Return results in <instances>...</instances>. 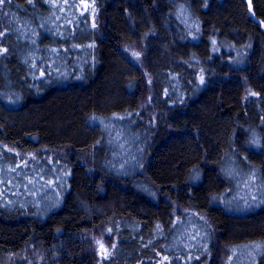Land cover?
I'll list each match as a JSON object with an SVG mask.
<instances>
[{
  "label": "trees",
  "instance_id": "obj_1",
  "mask_svg": "<svg viewBox=\"0 0 264 264\" xmlns=\"http://www.w3.org/2000/svg\"><path fill=\"white\" fill-rule=\"evenodd\" d=\"M0 142V264H264V0H5Z\"/></svg>",
  "mask_w": 264,
  "mask_h": 264
},
{
  "label": "rangeland",
  "instance_id": "obj_2",
  "mask_svg": "<svg viewBox=\"0 0 264 264\" xmlns=\"http://www.w3.org/2000/svg\"><path fill=\"white\" fill-rule=\"evenodd\" d=\"M80 9L85 13H89L92 18V22L95 21V9L93 5L88 3L87 1L80 2ZM124 52L127 57L134 62L135 64L141 66V52L138 49V45L135 43H125L124 44ZM149 97L143 104L149 103ZM151 99V98H150ZM0 148L4 151L10 152L15 155L17 162L19 163H27L34 159H37L38 152H51L48 149L42 150H22L17 146L9 143L0 142ZM65 151V150H62ZM53 154L64 153L61 150L52 151ZM51 154V153H50ZM25 182V181H24ZM117 237L111 231L110 225L108 222H104L93 227L90 230L84 231L81 233V240L85 246V252L97 263L102 264L105 260L110 259L113 254V250L115 247ZM55 249L50 250H42L36 247H28L24 250L20 256L16 259H21L26 261V263H30L34 260H41L49 256V253L53 255Z\"/></svg>",
  "mask_w": 264,
  "mask_h": 264
},
{
  "label": "snow or ice",
  "instance_id": "obj_3",
  "mask_svg": "<svg viewBox=\"0 0 264 264\" xmlns=\"http://www.w3.org/2000/svg\"><path fill=\"white\" fill-rule=\"evenodd\" d=\"M5 2V0H0V4H3Z\"/></svg>",
  "mask_w": 264,
  "mask_h": 264
},
{
  "label": "bare ground",
  "instance_id": "obj_4",
  "mask_svg": "<svg viewBox=\"0 0 264 264\" xmlns=\"http://www.w3.org/2000/svg\"><path fill=\"white\" fill-rule=\"evenodd\" d=\"M239 46V45H238Z\"/></svg>",
  "mask_w": 264,
  "mask_h": 264
}]
</instances>
